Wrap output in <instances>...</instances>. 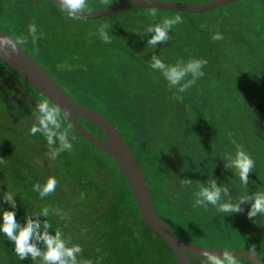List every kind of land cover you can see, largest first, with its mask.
I'll list each match as a JSON object with an SVG mask.
<instances>
[{
    "label": "trees",
    "instance_id": "obj_1",
    "mask_svg": "<svg viewBox=\"0 0 264 264\" xmlns=\"http://www.w3.org/2000/svg\"><path fill=\"white\" fill-rule=\"evenodd\" d=\"M89 2L85 10L101 8V0ZM107 2L101 9L117 0ZM262 9L259 0H244L201 15L133 9L86 21L69 17L49 0H0V30L26 49L74 101L118 127L144 172L158 216L179 237L196 244L182 230L181 218L195 221V229L207 238L221 232V219H231L239 224L240 240L262 255L264 215L249 219L250 204H240L242 210L232 214L194 206L195 193L210 180L228 188L227 199L233 201L264 190V44L252 32L256 23L264 29ZM253 10H259L260 22ZM152 11L156 18L149 15ZM177 15L183 22L172 28L167 41L147 44L149 26ZM103 23L109 25L110 43L94 34ZM30 24L38 29L35 44ZM216 34L222 38L213 39ZM153 56L172 65L192 59L207 63L204 75L180 93L150 67ZM0 63L12 74L0 73V93L8 90L10 95L0 99L5 116L0 123V196L15 193L17 222L23 225L27 216L48 207V217L32 218L46 220L51 234L60 230L69 247L79 245L78 264H178L171 249L144 224L133 192L111 157L87 143L67 120L73 147L57 156L53 151L59 142L50 146L42 133L30 134L44 98ZM80 122L104 140L100 128ZM236 144L259 168L249 174L246 187L240 186L235 170L225 167V154L234 152ZM49 177L57 180L55 191L41 200L33 186ZM0 206L12 210L2 200ZM1 241L0 264H43L30 256L21 261L2 233ZM189 257L194 264H207L204 258Z\"/></svg>",
    "mask_w": 264,
    "mask_h": 264
},
{
    "label": "clouds",
    "instance_id": "obj_2",
    "mask_svg": "<svg viewBox=\"0 0 264 264\" xmlns=\"http://www.w3.org/2000/svg\"><path fill=\"white\" fill-rule=\"evenodd\" d=\"M59 6L69 17H76L88 8V0H59ZM149 15L153 18L157 17L155 11L150 12ZM182 22V17L178 15L161 18L159 22L147 28V33L150 34L147 44L156 46L167 41L172 28ZM28 31L31 36V43L35 44L39 39L36 25L30 24ZM94 34H98L104 43L111 42L107 23L99 25L97 32ZM221 38L219 34L213 36V39L216 40ZM21 39L25 43L28 42V37H21ZM9 50L14 53L17 49L8 42L7 38L0 36V54L7 56ZM206 63V60L192 59L187 63L180 61L172 65L166 64L157 56H153L150 67L155 71H159L169 86L175 87L178 92L183 93L204 75L202 69ZM189 75L191 79L182 83ZM37 108L39 113L37 124L30 129V134L42 133L50 146L59 142V147L53 151V156H57L64 151H70L73 147L72 141L75 138L70 134V126L64 123L65 120H68L66 112L62 111L58 105L50 102L48 98L41 101ZM225 159L227 161L225 167L235 170L240 186L246 187L249 174L253 172L255 167V161L252 156L242 145L236 144L235 151L226 153ZM56 185V178L49 177L46 183L35 184L33 190L43 200L55 191ZM228 191V188L217 187L216 182L210 180L208 185H200L199 190L195 193L194 206L205 209L208 206H212L219 213L232 214L242 210L240 204L247 203L251 205L248 213L249 219L264 215V190L258 191L251 196L241 195L236 201L227 199ZM15 198V193L8 191L4 192L3 196H0V200L6 202L9 208L12 209L6 210L0 206V233L6 236L8 241L14 245V252L19 259L23 261L30 256L33 259L41 258L43 264H78L77 254L81 252L80 246L69 247V242L63 238V233L60 230H56L55 234H51L49 231L51 225L46 220L41 222L32 218L35 215H41L46 218L50 214V209L44 207L39 213L27 216L23 225H21L16 219L15 209L17 205ZM57 212L59 213V210ZM38 244L42 247H38ZM223 253L222 257L212 255L209 251H204L202 255L207 264H237L232 253ZM255 253V247H249L248 254L254 258Z\"/></svg>",
    "mask_w": 264,
    "mask_h": 264
},
{
    "label": "water",
    "instance_id": "obj_3",
    "mask_svg": "<svg viewBox=\"0 0 264 264\" xmlns=\"http://www.w3.org/2000/svg\"><path fill=\"white\" fill-rule=\"evenodd\" d=\"M49 1L60 8L59 0ZM241 1L244 0H214L203 5H190L161 0H129L118 2L104 10H83L76 17L86 21H98L112 14L133 9H157L201 15ZM259 1L262 4L264 20V0ZM0 36L7 38L8 42L17 49L14 53L9 50L7 56L0 54V60L44 99L48 98L50 102L58 105L62 111H65L67 121L82 135L87 143L105 153L116 162L133 192L135 203L144 224L149 231L171 249L178 264H194L189 254L204 258L202 255L204 251H209L210 254L218 257H222L223 252H229L233 254L236 260H244L251 264H264L256 255L254 258L251 257L248 251L205 248L179 237L158 216L144 172L118 127L102 113L85 108L74 101L14 38L1 30ZM80 121H85L100 128L104 132V140L90 133Z\"/></svg>",
    "mask_w": 264,
    "mask_h": 264
},
{
    "label": "rangeland",
    "instance_id": "obj_4",
    "mask_svg": "<svg viewBox=\"0 0 264 264\" xmlns=\"http://www.w3.org/2000/svg\"><path fill=\"white\" fill-rule=\"evenodd\" d=\"M89 1L90 0H88V3H90ZM107 1L101 0V2L98 4L97 7L101 6V8H103L104 5L108 3ZM123 1H129V0H117V3L118 2H123ZM161 1H165V0H161ZM191 1L192 2H201V3L200 4H191L189 2L190 5L207 4V3H203V2H205V0H191ZM212 1H214V0H211V2ZM43 2H45V0H43ZM170 2H172V1H170ZM173 2L189 4V3H185V2H187L186 0H173ZM93 3H97V2H93ZM208 3H210V2H208ZM114 4H116V3H114ZM114 4H112V5H114ZM112 5H110V6H112ZM101 8L98 9V10H94V11L104 10V9H101ZM105 9H107V8H105ZM251 14L254 16V18L259 19L258 22H260L261 14H260L259 10H256V11L253 10V12L251 11ZM262 18H263V9H262ZM252 32L255 33V40L257 42H259V44H264V29H263V26L261 24L259 25V23H256V25H254V28H252ZM0 73H2L5 77L8 76L9 78H12V74L1 63H0ZM11 84H12V82H11ZM7 88H9V86H7ZM10 89H12V88H10ZM0 92H1V90H0ZM8 96H10L8 90H3L2 93H0V99L1 100L7 99ZM5 102L7 103V100ZM5 102L2 103L3 106H5ZM3 112H4L3 108H0V123H1V121L2 122L4 121V117L5 116H2ZM6 121H7V119H5V123L8 122V121L7 122ZM254 169H259L256 164H255ZM254 169H253V171H254ZM252 174H253V172L250 173V176H252ZM170 219L175 220L174 222H176V223H179V221L177 220V218L175 216L170 215ZM180 221L184 225V226H182L184 228L181 227L182 230H184L187 233L189 232V234L191 235L190 239L192 241L196 242V244H198L199 246L201 245L202 247H205V248H213V249L220 248V249L233 250V251L234 250L235 251H246V250L249 249V246L246 245L244 242H242L240 240V238H239L240 234L238 233L239 224H238V222L236 223L234 220L224 219V218L221 219V223H222L221 224V227H222L221 228V232L218 235H216L215 237H212V238L203 237L200 233H198V231L195 229V221H193L191 219L190 220L189 219L185 220L183 218H181ZM178 229H177V231L180 232L181 229L180 228H178ZM247 230H249V229L247 228ZM234 237H238V239H236ZM0 245H4V243L1 241ZM257 253L258 254L255 253L256 256H260L261 258H264V254L261 255L259 252H257Z\"/></svg>",
    "mask_w": 264,
    "mask_h": 264
},
{
    "label": "flooded vegetation",
    "instance_id": "obj_5",
    "mask_svg": "<svg viewBox=\"0 0 264 264\" xmlns=\"http://www.w3.org/2000/svg\"><path fill=\"white\" fill-rule=\"evenodd\" d=\"M26 50V49H25Z\"/></svg>",
    "mask_w": 264,
    "mask_h": 264
}]
</instances>
